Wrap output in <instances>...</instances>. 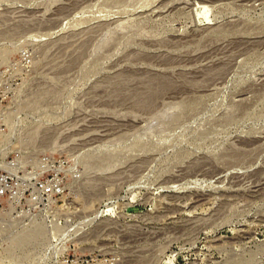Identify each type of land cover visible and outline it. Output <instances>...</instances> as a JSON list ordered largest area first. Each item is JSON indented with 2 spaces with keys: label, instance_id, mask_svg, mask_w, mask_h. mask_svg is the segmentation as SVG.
Here are the masks:
<instances>
[{
  "label": "rangeland",
  "instance_id": "1",
  "mask_svg": "<svg viewBox=\"0 0 264 264\" xmlns=\"http://www.w3.org/2000/svg\"><path fill=\"white\" fill-rule=\"evenodd\" d=\"M18 151L69 191L0 217V264H264V0H0Z\"/></svg>",
  "mask_w": 264,
  "mask_h": 264
},
{
  "label": "built area",
  "instance_id": "2",
  "mask_svg": "<svg viewBox=\"0 0 264 264\" xmlns=\"http://www.w3.org/2000/svg\"><path fill=\"white\" fill-rule=\"evenodd\" d=\"M24 63L30 62L28 56L22 57ZM64 166V161L58 162ZM52 161L48 157H38L27 161L21 152H16L0 167V217H3L18 207L21 209H40L47 206L65 204L66 192L69 186L63 176L52 169ZM28 167V176L21 178L20 171ZM73 179L78 178L72 175ZM60 264L74 263L69 257L59 261Z\"/></svg>",
  "mask_w": 264,
  "mask_h": 264
}]
</instances>
